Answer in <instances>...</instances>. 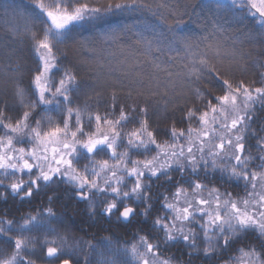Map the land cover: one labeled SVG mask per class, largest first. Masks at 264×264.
Here are the masks:
<instances>
[{"label":"snow or ice","instance_id":"obj_1","mask_svg":"<svg viewBox=\"0 0 264 264\" xmlns=\"http://www.w3.org/2000/svg\"><path fill=\"white\" fill-rule=\"evenodd\" d=\"M191 7L0 5V264H57L63 240L13 208L58 178L89 210L99 194L107 216L142 217L138 264H264V0L217 4L237 26L207 17L199 38Z\"/></svg>","mask_w":264,"mask_h":264},{"label":"clouds","instance_id":"obj_2","mask_svg":"<svg viewBox=\"0 0 264 264\" xmlns=\"http://www.w3.org/2000/svg\"><path fill=\"white\" fill-rule=\"evenodd\" d=\"M192 7L189 9L193 23L199 24L207 17L216 16L226 24L233 27V16L228 9L217 10V4H226L227 0H187ZM245 30H251V24L239 25ZM185 31L190 32L191 28ZM193 38V37H192ZM32 66L30 62H21L22 78L27 85V69ZM10 100V88L8 93ZM5 100L3 86L0 85V101ZM86 161H81L80 166ZM54 191H40L30 201L23 204L16 202L13 208L14 218L20 220L29 213L42 216L40 224L36 225L34 237L49 239L59 237L63 240L58 243L61 248L60 258L57 264H64V260L70 264H138L130 253L134 243V235L143 227L142 217L131 224L121 222L117 215L105 214V196L96 195L95 208L89 210L86 201L80 199L75 190L58 178L52 185ZM127 203V201H125ZM51 207L54 214L44 215L46 208ZM35 264H41L36 261Z\"/></svg>","mask_w":264,"mask_h":264},{"label":"trees","instance_id":"obj_3","mask_svg":"<svg viewBox=\"0 0 264 264\" xmlns=\"http://www.w3.org/2000/svg\"><path fill=\"white\" fill-rule=\"evenodd\" d=\"M5 2L10 3V4H19L22 2V0H0V5L4 4ZM4 12L3 9L0 8V17H3ZM147 15V14H145ZM185 20L188 21V28H191V31L188 32V34L193 37V38H199L200 36H202L204 34V31L201 27V25L204 24V21L201 20L199 22V24L197 23H193L192 19L189 20L188 17H185ZM2 22V21H0ZM127 22L131 23L132 21L129 19ZM85 35H87V33H85ZM30 53L27 52V50H24L22 53V62H30ZM196 264H199V261L196 262Z\"/></svg>","mask_w":264,"mask_h":264}]
</instances>
